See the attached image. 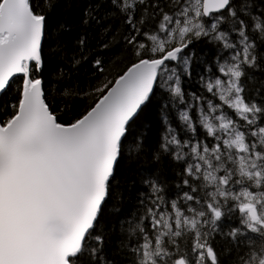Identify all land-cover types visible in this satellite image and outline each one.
<instances>
[{
	"label": "snow or ice",
	"instance_id": "snow-or-ice-1",
	"mask_svg": "<svg viewBox=\"0 0 264 264\" xmlns=\"http://www.w3.org/2000/svg\"><path fill=\"white\" fill-rule=\"evenodd\" d=\"M65 2L0 0V264H264V0H96L128 63L50 99Z\"/></svg>",
	"mask_w": 264,
	"mask_h": 264
},
{
	"label": "trees",
	"instance_id": "trees-1",
	"mask_svg": "<svg viewBox=\"0 0 264 264\" xmlns=\"http://www.w3.org/2000/svg\"><path fill=\"white\" fill-rule=\"evenodd\" d=\"M96 3V0H66L61 8L56 13V21L63 22L67 20L73 27L72 33L67 37L66 50L57 57H51L48 63V70L51 73L49 76L48 87L50 91V99L57 97V90L68 87L73 92H90L92 88L106 79H113L120 73L125 64L128 63V49L120 40V35L124 32V26L118 20L106 21L112 25V32L105 34L102 29L103 24L97 25L95 21L85 25L81 23L84 9L89 4ZM107 5H105V8ZM101 9V14L104 12ZM119 29V31H116ZM86 34L88 39L87 59L82 61L80 65H73L71 62L72 56H79L77 49V38ZM107 43L108 48H103L101 45ZM99 59L103 62V70H97L94 61ZM57 70H62L66 75L58 77ZM60 79V83H56ZM264 86V71L254 73V82L249 84V88L255 91L257 88ZM88 100L87 103H91ZM85 103L83 98L77 100L76 105L78 110L80 104ZM155 106H149L145 110L144 119H156ZM163 167L168 170V162L165 161ZM171 176V173H170ZM128 182L132 184L138 182L136 174H128Z\"/></svg>",
	"mask_w": 264,
	"mask_h": 264
}]
</instances>
